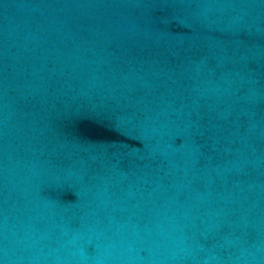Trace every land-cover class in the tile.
<instances>
[{"label": "water", "instance_id": "95a60500", "mask_svg": "<svg viewBox=\"0 0 264 264\" xmlns=\"http://www.w3.org/2000/svg\"><path fill=\"white\" fill-rule=\"evenodd\" d=\"M0 264H264V0H0Z\"/></svg>", "mask_w": 264, "mask_h": 264}]
</instances>
